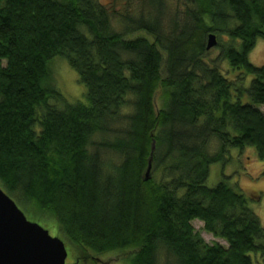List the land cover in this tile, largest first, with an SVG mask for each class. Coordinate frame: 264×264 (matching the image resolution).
<instances>
[{"label":"trees","instance_id":"16d2710c","mask_svg":"<svg viewBox=\"0 0 264 264\" xmlns=\"http://www.w3.org/2000/svg\"><path fill=\"white\" fill-rule=\"evenodd\" d=\"M185 2L169 19L166 0H0V187L31 219L55 222L80 264L264 257L252 201L228 178L208 186L232 150L264 161V65L249 61L264 0ZM56 58L83 101L58 89Z\"/></svg>","mask_w":264,"mask_h":264},{"label":"rangeland","instance_id":"374dc122","mask_svg":"<svg viewBox=\"0 0 264 264\" xmlns=\"http://www.w3.org/2000/svg\"><path fill=\"white\" fill-rule=\"evenodd\" d=\"M185 3V0H166L168 18L171 19V17L175 13H179L180 16L183 15ZM208 53L209 58H216L219 54V50L217 47H214L209 50ZM60 60L62 59L56 58L52 61L53 63L57 61L54 63V74L58 83V86H56L65 96L66 100L71 99L72 101H83L86 94L85 87L81 83H79V77L77 73L71 67H69L67 63H63V61ZM249 61L251 64L257 67L264 65L263 40L259 39L257 41L254 50L249 55ZM226 64L227 63L223 64L225 68H227ZM160 95L161 93L159 91L155 100L156 110L161 109L162 107V98L159 97ZM246 101L247 98H244L243 102ZM260 110L264 113V106H261ZM239 154V150H232V161L228 165L222 166L221 164H214L211 166L208 186L215 187L226 178H228L227 181L231 186L237 184L241 192L252 201V203L250 204V208L254 211L256 216L259 218L261 225L264 227V161L258 159L257 153L253 148L243 150L240 154V157ZM26 216L30 221L36 222L40 226L48 230L52 237H62L58 226L52 220L37 221L31 219L27 214ZM193 226L207 243H219L223 246H227L224 240L215 238L211 234L205 232L204 224L202 222L194 221ZM66 248L68 251V258L66 263L80 264L77 259V257L79 256V253L77 251L78 249H73L72 246L68 243L66 245ZM89 252L92 255V252ZM250 255L254 264H264V257H261V255ZM92 256L98 257V261L100 262V264H128L125 261L121 260L123 258V255L119 253H109L100 256Z\"/></svg>","mask_w":264,"mask_h":264},{"label":"water","instance_id":"95a60500","mask_svg":"<svg viewBox=\"0 0 264 264\" xmlns=\"http://www.w3.org/2000/svg\"><path fill=\"white\" fill-rule=\"evenodd\" d=\"M218 44L211 34L207 49ZM154 147L152 150H154ZM151 161L147 179L151 171ZM66 244L30 221L17 203L0 187V264H67Z\"/></svg>","mask_w":264,"mask_h":264},{"label":"bare ground","instance_id":"6f19581e","mask_svg":"<svg viewBox=\"0 0 264 264\" xmlns=\"http://www.w3.org/2000/svg\"><path fill=\"white\" fill-rule=\"evenodd\" d=\"M58 236V235H57Z\"/></svg>","mask_w":264,"mask_h":264}]
</instances>
